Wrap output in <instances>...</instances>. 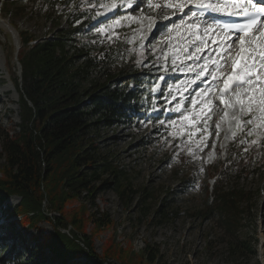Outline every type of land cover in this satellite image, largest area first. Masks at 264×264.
Returning <instances> with one entry per match:
<instances>
[{"label":"trees","instance_id":"1","mask_svg":"<svg viewBox=\"0 0 264 264\" xmlns=\"http://www.w3.org/2000/svg\"><path fill=\"white\" fill-rule=\"evenodd\" d=\"M21 1L25 4L18 8L20 11L29 9L39 16L47 6V16L55 19L57 26L63 16L67 25L45 39H32L27 31L19 33L21 73L12 76V84L18 94L21 123L15 136L5 131L0 137V203L11 196H17L19 201L6 209L3 219L19 217L18 224L23 229L36 227L42 221L52 224L53 231L45 235L43 247L56 264H78L81 258L88 264H157L158 251L148 243L140 254H135L131 245L123 248L113 237L97 254L94 241L112 224L96 203L99 193L112 189L126 204L137 195L142 216L149 212L148 200L156 198L147 186L140 190L132 187L128 173L101 152L98 134L101 128L136 125L142 119L160 121L164 108L159 103L158 80L150 82L151 77L139 65L137 55L129 52L122 34L114 35L109 49L78 46L77 37L85 25L103 11L99 7L103 0ZM85 1L92 3L81 5ZM72 2L75 13L69 8ZM70 44H74L71 50ZM168 44H162L157 51L164 54ZM126 53L130 57L123 66L108 59ZM129 83L135 88L131 89ZM154 108L158 114L147 116ZM257 146L264 150V135ZM239 155H247L246 141L234 139L208 168L211 198L197 212L204 218H216L227 231L231 254L250 252L248 242L237 237L241 204L249 200V193L228 187L230 179L245 176L247 167L239 165ZM189 181L190 178L183 179ZM172 195L168 191L160 198L155 210L159 224L177 215ZM76 202L78 207L69 210ZM89 204L95 206V213L88 212ZM9 224L0 231V237L7 231L16 232L11 221ZM16 234L23 240L20 232ZM129 254L136 255V260ZM34 263L31 257L22 256L15 242L12 247L0 242V264Z\"/></svg>","mask_w":264,"mask_h":264},{"label":"rangeland","instance_id":"2","mask_svg":"<svg viewBox=\"0 0 264 264\" xmlns=\"http://www.w3.org/2000/svg\"><path fill=\"white\" fill-rule=\"evenodd\" d=\"M142 1L145 3L141 6V12L153 19L152 24L141 25L136 21L134 16L137 11L125 13L126 5L123 0H108L104 3L107 13L100 18V23L95 19L91 27L77 37L78 46L82 48L105 50L114 43L116 33L122 34L124 42L137 54L139 63L148 69L152 80L159 77L162 85L164 77L170 82L176 81V86H166L162 91L161 101H164V108L169 111L165 114L164 121L154 124L146 119L136 125L101 128L99 131L101 152L105 157L128 173L134 189L140 190L147 186L150 191H154L156 198L148 200L149 212L142 216L137 195L126 204L112 189L99 193L96 203L100 210L112 219V224L99 233L94 241V250L101 254L104 246L114 237V241L123 248L131 245L135 254L141 253L145 243L150 244L158 251L157 264H264V150H259L257 146V139L264 134V125H261L259 119L247 126L242 123L238 127L236 124L234 128L227 129L230 134L226 135L223 133L226 129L221 131V128L213 126L215 117L222 113L216 103L210 109L211 119H207L206 124L204 119H198L201 116V100L207 99L201 90L209 87L186 92L189 84L184 86L183 90L178 86L180 80L191 72L189 66H178L183 61V58L179 57L188 54L183 55L181 39L176 30H173V26L179 21L176 24L166 22L168 16L174 17L177 14L173 16L172 12H165L162 8L164 3H174L176 0ZM24 4L21 0L0 2V20L11 24L9 31L0 26V55L4 57L0 61V137H3L5 131L15 136L21 123L18 115V94L12 84V76L21 73L18 61L22 50L19 33L27 31V36L32 39H45L53 36L58 28L67 25L66 17L63 16L57 26L55 19L47 16V6L39 16H35L29 9H18ZM70 5L72 13H75L74 2ZM184 17V14L180 15L181 19ZM162 20L163 24L160 23ZM161 25H169L171 30H164ZM206 26L203 25L202 28L205 29ZM199 29L200 27L196 28V31ZM200 33L203 37L201 29ZM210 35L211 33L204 35V38L207 39ZM165 37L172 38L170 55L173 68L180 72L178 76H172L173 69L164 66L160 56L155 53ZM72 45L74 44H70V50ZM108 59H112V64L123 66L128 61V55H112ZM213 59L208 60V63ZM204 64L205 60L197 67L203 69ZM215 69L216 67L211 68L212 71ZM222 70L221 66L220 71ZM197 71L198 69L194 73V79L197 78ZM207 76L212 78L211 75ZM3 89L8 90L3 92ZM214 97L215 94L212 98ZM256 115L260 116V113L257 112ZM185 116L188 119H185ZM250 118L249 115H242L239 119L247 121ZM234 138L246 141L247 155H239L238 162L247 169L243 179H230L228 187L241 188L250 196L249 200L245 199L241 204V227L237 232L239 241L248 242L250 252L238 254L229 253L228 233L216 218H204L202 214H197L211 198L212 180L208 177V168L218 159V152L224 154L227 151L230 141ZM185 178H190V181L183 182ZM168 191L173 192L170 199L177 215L159 224L155 219V210L159 206L160 198ZM18 201L17 196H11L0 203V231L9 227L10 221L16 229L13 234L10 231L3 233L0 242H6L10 247L15 242L22 256L31 257L35 260L34 264H56L43 247L45 235L53 231L52 224L42 221L36 227L23 229L19 227V217L3 219L6 209L16 205ZM78 204L79 202H76L68 209L76 208ZM87 208L89 213L97 211L92 204L87 205ZM139 217L140 221L137 220ZM17 232L21 233L23 240H19ZM129 257L133 261L137 258L132 254H129ZM78 264L88 262L81 258ZM113 264L120 262L114 261Z\"/></svg>","mask_w":264,"mask_h":264},{"label":"snow or ice","instance_id":"3","mask_svg":"<svg viewBox=\"0 0 264 264\" xmlns=\"http://www.w3.org/2000/svg\"><path fill=\"white\" fill-rule=\"evenodd\" d=\"M222 2V0H221ZM132 6V2L128 5ZM194 6L200 9H210L213 12L220 10V3H211L208 0H195ZM149 7H155L149 5ZM180 11H184L188 7L185 3H177L174 5ZM227 5H225V8ZM233 8H239V10L248 17L246 22L241 26H226L225 27V38L221 41L218 47H223L224 52L221 54L220 59L223 64H227V60L224 59V55L232 60V73L224 78V87L219 89V95L215 96L220 104H223L225 109H231L232 112L224 111V115L217 121V129H219L220 124L227 122L228 120L236 121L239 127L242 123L244 126L254 124V122L259 119L261 125H264V29L258 27L259 22L264 21V5L257 6L254 2L251 3V8L255 11H251L249 8H240L238 3H233L231 5ZM191 12V8H189ZM188 13H186L187 15ZM192 16H196V13L191 12ZM257 25L255 32L258 35H248L249 30L253 29V26ZM196 29L197 25L191 26ZM235 31L237 35L244 33L239 38V52L235 57H232V53L228 50L232 44H235V39L231 41L228 40L227 33ZM214 30L211 25H207L204 29L205 35L212 33ZM215 43V41H213ZM197 59H204V68L198 74L197 79L201 76L211 75L213 80H219L224 77V73L220 71L221 64H216L215 71L208 68V59L197 57ZM230 82H232V87H241L245 84L249 85L248 89L244 93H236L235 97L226 99V95L229 93ZM195 83V81H193ZM204 97L207 99L201 100V116L198 119H204L205 124L207 119H211L210 109L214 104L212 96L214 95L213 89L209 87L208 89L201 90ZM195 104L196 101L194 100ZM259 112L260 116L256 113ZM242 115H249L251 118L247 121H241L239 119ZM206 116V119H205ZM188 119L187 116L184 117ZM260 126V125H257ZM251 135V132H249ZM255 142V141H253ZM211 155V153H209Z\"/></svg>","mask_w":264,"mask_h":264},{"label":"bare ground","instance_id":"4","mask_svg":"<svg viewBox=\"0 0 264 264\" xmlns=\"http://www.w3.org/2000/svg\"><path fill=\"white\" fill-rule=\"evenodd\" d=\"M187 1L189 2V0H187ZM123 2L126 5V12L132 13L133 11H135V12L137 11L135 13L134 19L136 21L140 22L141 25L142 24L145 25V24H148V23L149 24L150 23L152 24V22H153L152 20L153 19L147 17L146 14H144V13L141 12L142 11L141 10L142 9L141 6L144 5L145 2H143L142 0H131V2H132V6L131 7L128 6L129 3H130V0H123ZM213 2H216L217 3V1H213ZM234 3H238L239 6H242V4H243L242 1H234ZM254 3L256 5L258 4L256 2H254ZM168 4L173 5V3H168ZM232 4L233 3L228 4L226 8H233V7H231ZM220 6L222 8H225V5H223V4H220ZM135 9H137V10H135ZM145 13H147V12H145ZM186 13L187 12L184 10V11H181V14L178 13L174 17L168 16L166 18V22L167 23H172V22L174 23L175 22V24H176V22L179 21V23L176 24V26H173V30H176V34L181 39L182 46H183L181 50L183 52V55L189 54L190 46H193V45L197 46L198 51L202 52V51H204L203 48L205 46V42L203 41L204 40V37H202L201 36V33H200L201 26H199L200 29L198 31H196V29H193L191 26H192L193 23L195 24V21L188 14L186 15ZM182 14H184L185 17L181 19L180 18V15H182ZM178 18H179V20H176ZM0 26L3 27L4 29H6L7 31H9L11 29V24L9 22L8 23L7 22H2L0 20ZM261 29H264V22L261 25ZM224 38L225 37L220 34V35H218L216 37V41H219L220 42V39H224ZM199 40H201V41L199 42ZM211 40L212 39L210 38V41ZM231 47L233 49H231V50L228 49V50L232 53V57L234 55L236 56V54L239 52V40H235V44H232ZM225 56H226L227 62L230 64L232 60L230 58H228L227 55H225ZM3 58L0 55V61H2ZM221 72L224 73V77H222L219 80H215L216 82L213 84V87L215 86L217 88V90L214 93L215 96L216 95H219V89H221V88L224 87V82H223L224 81V78H226L229 74H231V71H230V68H229L228 65ZM231 85H232V82H230V89H229V93L226 95V99L235 97L236 93H244L248 89V87H249V85H247V84H245L243 86V88H241V87H235V88H233ZM7 90L8 89H3L2 91L5 92ZM213 100H214V104H213L212 107H214V105L217 104L219 106L218 109L221 110V112H222L221 115H218V116L215 117L213 126H216L217 121H219L220 118L224 115V111L227 110V111H229L231 113L232 110L231 109H225L224 105L223 104H220L219 100L218 99H215V97H214ZM1 103H2V100L0 99V104ZM235 126H236V121H234V120H228L227 122L221 123L219 128H221V131H224L225 129H226V131H228L227 130L228 128L232 129Z\"/></svg>","mask_w":264,"mask_h":264}]
</instances>
